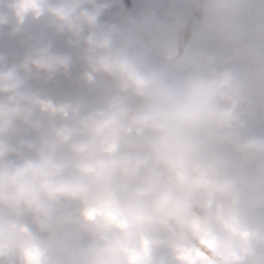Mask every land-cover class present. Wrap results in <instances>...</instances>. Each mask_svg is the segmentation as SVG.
I'll list each match as a JSON object with an SVG mask.
<instances>
[{"label":"clouds","instance_id":"1","mask_svg":"<svg viewBox=\"0 0 264 264\" xmlns=\"http://www.w3.org/2000/svg\"><path fill=\"white\" fill-rule=\"evenodd\" d=\"M8 7L0 28L46 16L112 86L56 104L29 79L70 55L0 54V264H264V0H193L194 48L150 11L101 22L112 0Z\"/></svg>","mask_w":264,"mask_h":264},{"label":"rangeland","instance_id":"2","mask_svg":"<svg viewBox=\"0 0 264 264\" xmlns=\"http://www.w3.org/2000/svg\"><path fill=\"white\" fill-rule=\"evenodd\" d=\"M179 0H133L131 7H126L123 0H112V7L101 17V22L119 23L124 13L135 17L146 12H152L156 19L155 28L167 35L174 42H177L176 27L189 12L193 0H188L190 7L187 13L175 24V3ZM186 2V0H182ZM13 0H3L4 7L0 10L7 11L10 18L15 23V18L11 8L8 7ZM199 23V22H198ZM23 31L18 35H10V27L0 28V54H4L9 63L19 62L25 51L36 37H42L52 44V50L62 52L72 57V67L67 76L57 74L51 80H46L43 74L33 75L29 79L30 87L37 92L41 98L50 100L56 104H67L80 98H92L98 92L107 90L112 86L111 80L103 75H96L93 83L86 79L88 71L86 64L81 59L83 44L75 47L69 43L70 37L66 34H57L51 27L46 16L39 18L32 15L26 16L21 25ZM196 26L189 47L194 48L197 43ZM178 43V42H177ZM41 118L44 114L38 112ZM67 209L79 214L81 211L77 202H68ZM28 225L30 230H34L29 218L22 221Z\"/></svg>","mask_w":264,"mask_h":264},{"label":"trees","instance_id":"3","mask_svg":"<svg viewBox=\"0 0 264 264\" xmlns=\"http://www.w3.org/2000/svg\"><path fill=\"white\" fill-rule=\"evenodd\" d=\"M123 3L126 7H131L133 4V0H123ZM199 22L198 14L195 12V9L193 7V3L191 5V8L185 18L178 24H183V30H181L178 25L176 27V36H177V42L182 45H189L193 34L195 32L196 26Z\"/></svg>","mask_w":264,"mask_h":264},{"label":"crops","instance_id":"4","mask_svg":"<svg viewBox=\"0 0 264 264\" xmlns=\"http://www.w3.org/2000/svg\"><path fill=\"white\" fill-rule=\"evenodd\" d=\"M189 7L190 3L188 0H186V2L179 0L175 3V24L179 21L180 18H182V16L187 13ZM32 231L35 232L36 230L34 229ZM13 264H23V262L20 260V258L16 257L13 259Z\"/></svg>","mask_w":264,"mask_h":264}]
</instances>
